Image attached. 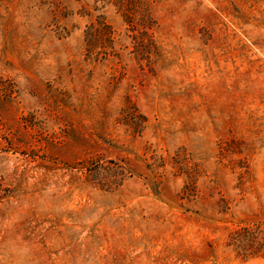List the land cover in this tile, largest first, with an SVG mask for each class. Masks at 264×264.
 Segmentation results:
<instances>
[{
  "label": "rangeland",
  "instance_id": "374dc122",
  "mask_svg": "<svg viewBox=\"0 0 264 264\" xmlns=\"http://www.w3.org/2000/svg\"><path fill=\"white\" fill-rule=\"evenodd\" d=\"M114 1L0 0V264H264V0Z\"/></svg>",
  "mask_w": 264,
  "mask_h": 264
},
{
  "label": "trees",
  "instance_id": "16d2710c",
  "mask_svg": "<svg viewBox=\"0 0 264 264\" xmlns=\"http://www.w3.org/2000/svg\"><path fill=\"white\" fill-rule=\"evenodd\" d=\"M102 1H104V0H102ZM130 3H131V4H130ZM130 3H125L124 0H115V1H114V5H133L132 2H130ZM126 10L128 11V9H126Z\"/></svg>",
  "mask_w": 264,
  "mask_h": 264
}]
</instances>
